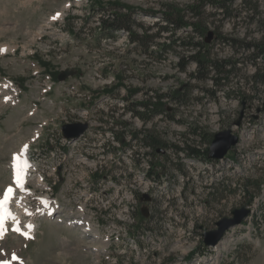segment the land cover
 <instances>
[{
	"label": "rangeland",
	"instance_id": "rangeland-1",
	"mask_svg": "<svg viewBox=\"0 0 264 264\" xmlns=\"http://www.w3.org/2000/svg\"><path fill=\"white\" fill-rule=\"evenodd\" d=\"M209 1H224L225 7L218 12ZM106 10L131 14L132 30L150 28L159 38L146 52L121 29L114 32L115 39H108L98 24ZM171 11L194 23L172 38L153 27ZM176 37L188 48L165 51L163 45ZM258 47L264 53V0H0V199L11 186V154L28 145L36 161L28 176L31 195L15 199L14 208L18 213L25 205L38 209V199L46 196V187L38 182L41 176L59 208L50 219L41 212L32 215L38 216V227L31 239L8 225V235L0 239V260L179 264L197 248L190 264H264V65L254 58ZM197 49L198 58L214 63L221 74L212 73L210 66L198 72L189 58ZM66 69L74 75L54 81L51 74ZM214 78L219 79L217 86ZM150 96L160 112L141 118L143 108L137 104ZM242 100V124L232 127L239 141L224 159L213 165L180 153L185 146L207 150L212 135L236 120ZM76 122L88 124L86 142L64 147V165L53 175L60 127ZM106 132L124 141L122 147L115 139L119 154ZM138 132L139 137L154 136L158 144L139 145L133 140ZM85 151L94 157L87 158L94 160L88 167L80 157ZM151 170L154 174L148 176ZM244 179L260 185L249 202L239 189L221 197L208 194L214 184L229 180L234 189ZM85 183L92 189L84 190ZM111 183L118 193L112 192ZM147 194L152 196L149 202ZM90 204L98 217L95 235L65 224L76 218L79 208L87 215ZM241 205L251 210L249 217L228 230L218 246L203 250L198 226L212 228ZM175 210L177 223L171 221ZM122 214L125 233L116 223Z\"/></svg>",
	"mask_w": 264,
	"mask_h": 264
},
{
	"label": "trees",
	"instance_id": "trees-1",
	"mask_svg": "<svg viewBox=\"0 0 264 264\" xmlns=\"http://www.w3.org/2000/svg\"><path fill=\"white\" fill-rule=\"evenodd\" d=\"M228 1L231 2V0H228ZM206 4L215 7L216 9L219 10L218 12H221L222 8L225 7L224 1L223 2L209 1ZM129 11H132V10H129ZM180 13L181 12H178V11H171L169 13H164V15L161 18H159V20L156 23L153 24V27L155 29H157V32H159V33L160 32H166L169 34L170 38L174 37L176 31H181V30H183L189 26L194 25V23L184 21L183 17L178 18L177 16H179ZM132 23H133V21H131V14H129V13L128 14H120V13L113 12V11H109L107 13V10H106V14H104L98 18V24L102 28V34L105 37H107L108 39H115L114 32L121 29L127 33L129 40L132 44H135L138 47H144L143 49L146 52L152 46L151 44L154 42V39L159 38L158 33L150 34L149 33L150 28L144 29L143 32L138 31L139 33H136L135 30H132L130 27V24H132ZM142 29H143L142 27H139V30H142ZM178 46L187 47L188 44L185 42L181 43V38L176 37L173 40H169L168 44L163 45V47L166 48L165 51L171 50L174 47H178ZM192 48H193V46H192ZM151 52L152 51H150V54H151ZM199 54H200V51H199V49H197V51H195L194 55L189 57L194 63H196L198 65V72L200 71V73H201V68H206V67L210 66L212 73L217 72V74H221V71L218 68L214 67L215 66L214 63L206 61L205 59H202V61H201V59L198 58ZM254 58L262 59V64L264 65V53H263V50L261 47H258L257 53L254 54ZM42 64L44 66L47 65L46 63H42ZM229 72L230 71H226V74H229ZM51 76L54 80H56L55 74H53V75L51 74ZM197 78L199 80L205 79L202 76H199ZM211 78H213V77H211ZM218 80H219L218 78H214V83L216 86L219 84ZM263 82H264V80H263ZM153 99H154V97L150 96L147 98L146 101H144L140 104H137V108L138 107L143 108V113L142 112L138 113V115L141 118L143 115H145L146 117L147 116H153V115L158 114L160 112V110L156 108V103L152 101ZM138 134H140V132L135 133L133 135V138H134V140L138 141L139 145H142V146L146 145L147 147H152V146L158 144V141L154 136H152L148 133H143V135H141V137H139ZM118 140H119V138H118ZM179 150H180V153H182L184 156L190 157V158L201 156V154L204 152H205L204 155L205 156L207 155V150H204V152L200 153L198 149L193 148V147H189V146L182 147ZM260 183L262 184L264 182H260ZM259 186L260 185L257 182H254V180L251 181L250 179H244V180H241L240 183L235 184L234 189H231V184L228 180V181H225L224 185L223 184H221V185L214 184V186H212V187L210 186L208 188V194L210 195V197L215 196V195H218L219 197H221L223 195V193H225L227 191L228 192H235L236 190L239 189L243 193V197L247 198L248 202H249V201L253 200L254 197L257 195ZM249 187H251L253 189V191L251 193L249 191ZM245 195H247V196H245Z\"/></svg>",
	"mask_w": 264,
	"mask_h": 264
},
{
	"label": "water",
	"instance_id": "water-1",
	"mask_svg": "<svg viewBox=\"0 0 264 264\" xmlns=\"http://www.w3.org/2000/svg\"><path fill=\"white\" fill-rule=\"evenodd\" d=\"M212 33L209 32L207 37L205 38V42H209ZM73 70H63L58 75V80L62 81L69 76H73ZM242 107L239 110V114L237 119L232 123L231 126L239 127L241 125L244 110H245V103L242 100ZM87 128L86 123H71V124H64L61 126L62 135L70 140L77 139ZM238 136L237 134L232 132L231 128H227L221 131H218L213 134L212 140L210 142L208 148V155L207 157L212 160H218L225 156V154L231 150L238 143ZM250 210L242 205L239 208H235L231 211V216L223 217L215 223V228L208 230L202 226L199 228L202 230V237H203V244L206 247H214L216 246L224 237L225 233L239 225L246 217H248Z\"/></svg>",
	"mask_w": 264,
	"mask_h": 264
},
{
	"label": "bare ground",
	"instance_id": "bare-ground-1",
	"mask_svg": "<svg viewBox=\"0 0 264 264\" xmlns=\"http://www.w3.org/2000/svg\"><path fill=\"white\" fill-rule=\"evenodd\" d=\"M6 48H3L2 49V53H5L6 52V50H5ZM6 89H7V87H6ZM25 152V151H24ZM22 156H24V153L22 154ZM21 191H22V189H21ZM26 194H28V192H26ZM14 196V194L13 193H10V199L7 201V204L9 203V202H11L12 201V197ZM43 199H45V197H43ZM52 206H54V207H56L57 205H55V203H53L52 204ZM51 208V206H49V207H47L46 208V211H48V209H50ZM11 212H12V210H11ZM46 213V212H45ZM10 218H12V220L13 221H18V220H20L19 219V216L17 215V214H15L14 213V215L13 214H11L10 216H9ZM67 218H69V217H66V219ZM34 221H35V218H34V220L32 219V220H30L28 223H26L25 225H27L26 227L29 229V230H24V232L25 233H31V229H33V227L35 226V223H34ZM79 222H76V221H69V222H67L66 224L67 225H76V224H78ZM87 230H89V228H88V226H86V225H84L83 227H82V231L83 232H85V231H87ZM6 232H7V229H6V227H5V224H0V239H2V238H5V235H6ZM95 234V233H94ZM104 245V244H103ZM102 245V246H103ZM104 247H105V245H104ZM104 250V249H103ZM6 262V264H10V260H0V264H3L2 262Z\"/></svg>",
	"mask_w": 264,
	"mask_h": 264
},
{
	"label": "snow or ice",
	"instance_id": "snow-or-ice-1",
	"mask_svg": "<svg viewBox=\"0 0 264 264\" xmlns=\"http://www.w3.org/2000/svg\"><path fill=\"white\" fill-rule=\"evenodd\" d=\"M25 148H27V146L25 145ZM13 161H14V163H13V168L16 170L15 171V180H16V183H17V185L18 186H23L22 184H21V173H22V171L25 169V168H27L29 165H28V162L25 160V161H20L19 162V164L17 163V161H18V158L16 157V156H14L13 157ZM12 188H9L6 192H5V194H4V198H3V200L2 201H0V207H2V205L4 204V203H6L9 199H10V193H12ZM2 217H0V223H2ZM15 230H18V229H15Z\"/></svg>",
	"mask_w": 264,
	"mask_h": 264
},
{
	"label": "flooded vegetation",
	"instance_id": "flooded-vegetation-1",
	"mask_svg": "<svg viewBox=\"0 0 264 264\" xmlns=\"http://www.w3.org/2000/svg\"><path fill=\"white\" fill-rule=\"evenodd\" d=\"M163 152H166V149H164ZM204 154H205V152L202 153L201 156H197V157H198V158H202V159L205 158L206 161H208V160H207V157H206L207 155L205 156ZM202 156H203V157H202ZM210 163L214 165V164H215V161H210ZM148 173L150 174V176H153L154 171L151 170V171H149ZM145 198L147 199V201H151V200H152L149 194L146 195ZM172 202H175V201L173 200ZM173 206H176V205L173 204ZM173 208H174V207H172V210H173Z\"/></svg>",
	"mask_w": 264,
	"mask_h": 264
}]
</instances>
